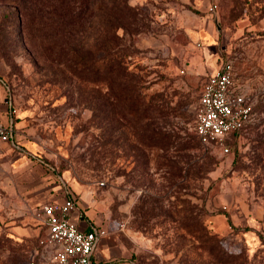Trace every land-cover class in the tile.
<instances>
[{"label":"rangeland","instance_id":"374dc122","mask_svg":"<svg viewBox=\"0 0 264 264\" xmlns=\"http://www.w3.org/2000/svg\"><path fill=\"white\" fill-rule=\"evenodd\" d=\"M210 1L0 0V264H30L59 185L107 229L105 264H264V0ZM228 59L253 111L224 151L194 126Z\"/></svg>","mask_w":264,"mask_h":264},{"label":"built area","instance_id":"2783aa9c","mask_svg":"<svg viewBox=\"0 0 264 264\" xmlns=\"http://www.w3.org/2000/svg\"><path fill=\"white\" fill-rule=\"evenodd\" d=\"M219 4L220 0H211L209 10L217 11ZM252 111L253 104L237 85L232 60L228 59L210 72L203 83L194 128L204 143L220 142L224 151H229L225 140L243 130ZM11 120L0 122V146L15 135ZM77 210L76 197L71 193L62 200H49L36 208L41 230L30 264H102L95 249L107 229L82 227L78 218L83 213L77 216Z\"/></svg>","mask_w":264,"mask_h":264},{"label":"crops","instance_id":"0c3cea01","mask_svg":"<svg viewBox=\"0 0 264 264\" xmlns=\"http://www.w3.org/2000/svg\"><path fill=\"white\" fill-rule=\"evenodd\" d=\"M6 95H5V90H4V87L2 84H0V122H3V123H9V122H6V114H5V111L7 109V104L6 102L4 101ZM15 139H16V133L15 135L7 142H4L2 143V145L0 146V150L2 148H5L7 147V143H13L15 144ZM48 169H49V173L51 174V176H53L54 178H56L58 176H60L55 170L54 168H52V166L48 165L47 166ZM56 184V183H55ZM69 192L71 194H74V196L76 197V202H77V211L75 212V215H79L80 212H82V216L81 217H77L78 218V221L80 223V225L86 229H91L93 227H96V226H103L100 222H98L95 218H93L89 213H88V210L86 208H84V205H83V202L88 204L86 202V200L83 199L82 196H80L79 194H76V190L72 187V186H69ZM67 195V188H63L61 185H59L58 187L56 188H53L50 190V192L47 194L44 190H41L37 193V201L41 202L40 204L46 202V201H49V200H55V199H59V200H62L64 199V197ZM77 195V196H76ZM104 237H101L99 239V242L97 244V247L95 249V253H96V256L103 260L102 257L99 255V244L101 241L104 240Z\"/></svg>","mask_w":264,"mask_h":264},{"label":"trees","instance_id":"16d2710c","mask_svg":"<svg viewBox=\"0 0 264 264\" xmlns=\"http://www.w3.org/2000/svg\"><path fill=\"white\" fill-rule=\"evenodd\" d=\"M114 37L116 38V37H118V35L116 34V33H114ZM113 37V38H114ZM112 40V43L114 44V46L113 47H116V45L118 44V42H116L115 40H113V39H111ZM114 63H115V70H119L120 68L123 70V73L124 74H126V75H128L129 77H131V76H133V74H132V72L131 71H129L128 69H127V67L128 66H126V65H124V63H123V60L122 59H115L114 60ZM131 72V73H130ZM155 136H156V134H155ZM200 139V138H199ZM188 147H194V144H188ZM202 158H203V160H204V158L206 159V161H205V164H201V171H203L204 173H203V175L201 176V177H205V176H207V174L209 173V171L213 168V166H214V160H213V157H212V155L211 154H209V153H206V154H204L203 156H202ZM200 159V158H199ZM196 162H198V159L197 160H192L191 162H190V168L193 170V166L196 164ZM190 168H188V174L190 173ZM176 171H177V169H176ZM193 172V171H192ZM38 245H39V243L37 242V244L35 245V247H34V249L36 248V247H38ZM106 262H102V264H105Z\"/></svg>","mask_w":264,"mask_h":264}]
</instances>
